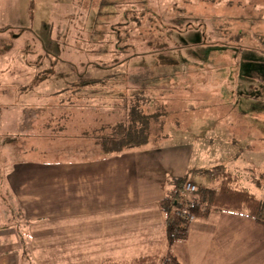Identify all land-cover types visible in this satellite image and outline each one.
<instances>
[{
  "label": "crops",
  "instance_id": "1",
  "mask_svg": "<svg viewBox=\"0 0 264 264\" xmlns=\"http://www.w3.org/2000/svg\"><path fill=\"white\" fill-rule=\"evenodd\" d=\"M113 2L115 0H87V3L97 6L92 13L80 14L86 20L88 16H94L95 23L88 27L91 28L88 33L92 42L99 41L105 24L100 19L115 18V10H107V5ZM194 6L201 7L195 3ZM141 19L140 16L139 23ZM141 24L137 34L148 38ZM175 25L178 26L173 22L161 23L162 29L169 33L179 28ZM193 28L196 32L202 29L198 26ZM209 29L213 33L212 28ZM196 37L200 38V34ZM169 40L177 46L167 36ZM134 44L142 49L140 40ZM212 44L215 43L210 41L206 46ZM78 45L82 46L76 43ZM248 46L251 45L219 44V49L226 51L222 57L225 65H233L234 62L245 65L252 61L263 63L264 45L259 42L252 45L251 48L260 55L255 59L241 52ZM157 48L153 45L149 49ZM162 49L158 50L165 51ZM230 50L240 54L231 56ZM110 59L114 60V69L123 66V61H116L117 57H103L97 61H103L101 67L105 68L109 66L107 62ZM51 64L55 67L53 62ZM79 64L83 67L84 61L80 60ZM19 66L24 68L12 77L14 81L27 78L25 87L50 80L48 75L37 73L34 68L33 76L28 78L27 73L31 69L27 70L25 66L31 65L27 61ZM0 67L5 68L6 64ZM91 71L92 74L99 72ZM5 72L7 74V70H0V134L3 131L0 138L4 142L3 138L7 137L9 144L6 143L5 147L12 146L13 155L0 167V264H21V228L28 231L30 255L35 264H102L105 260L128 261L163 253L165 218L160 201L173 192L172 179L187 175L191 182L189 175L197 174L213 176L215 180L217 177L203 172L207 169L193 167L189 144L180 141L164 147L168 138L163 135L150 136L143 145L116 153L103 152L98 140L101 133L109 131V127L128 121L134 101L129 104L128 98L123 97L125 90L127 95L152 93L153 97L150 96L145 105L139 103V106L146 113L164 112L152 122L151 130L159 127V122H163L167 114L161 86L165 83L163 77L170 75L156 73L127 77L116 73L91 74L88 79L82 72H71L69 79L65 80L67 85L61 87L64 93L57 92L60 89L54 85L44 97L42 94L27 95L28 99L20 100L24 95L19 97L21 93L16 91L13 93L14 103L5 104ZM174 76L180 77L179 81L184 83L212 80L210 76L201 74ZM215 81L227 83L222 79ZM96 87L105 91L93 90ZM187 98L186 103L190 100ZM186 103H182L183 107L177 111L185 116L184 123L190 126L193 119L187 116H194L196 110L189 109ZM101 114L107 117L100 119V124L84 128L88 116ZM160 139L163 143H156ZM239 178L241 183L242 175ZM248 181L263 187L257 184L253 175L248 177ZM4 201L9 207H4ZM7 211L16 222L8 223ZM188 231L187 238L174 242L171 247L181 264H264L263 228L245 214L212 211L206 217L191 221Z\"/></svg>",
  "mask_w": 264,
  "mask_h": 264
},
{
  "label": "rangeland",
  "instance_id": "2",
  "mask_svg": "<svg viewBox=\"0 0 264 264\" xmlns=\"http://www.w3.org/2000/svg\"><path fill=\"white\" fill-rule=\"evenodd\" d=\"M124 1L115 0L107 5V10H115V18L100 19L105 24L102 25L99 41L92 42L88 33L91 28L88 27L95 23L94 16L90 15L86 20L80 14L92 13V9L95 10L97 6L87 3V0H0V65L6 64L0 70H7L3 86L5 104L14 103L13 93L16 91L21 93L19 97L24 95L20 100L28 99L29 95L42 94L44 97L54 85H58L60 89L57 92L64 93L61 87L67 85L65 80L69 79L71 72H82L88 79L92 75L114 73L127 77L156 73L170 75L163 77L165 83L161 86L166 119L160 122L159 127L150 130V136L158 134L168 138L165 139L164 144L167 146L164 147L180 141L189 144L188 150L194 168L210 169L214 165H223L242 175L241 185L264 200V62L250 60L252 62L245 65H236L234 62L233 65L226 66V61L222 60L226 51L219 49V44L251 45L242 49L243 55H250L248 57L251 59L260 58L258 51L250 47L258 42L261 46L264 45V0ZM194 3L201 7H195ZM140 16L142 22L139 23ZM172 22L178 24L175 26L179 28L170 33L162 29L161 23ZM140 24L148 38L137 34ZM193 26L202 29L198 33ZM209 28H212L213 33H210ZM197 34H200V38L196 37ZM167 36L177 46L171 40L167 41ZM138 40L143 44L140 45L142 49L134 44ZM210 41L215 44L206 46ZM75 42L82 46H76ZM153 45L159 48L149 49ZM103 47L107 49L103 50ZM161 47L165 51H159ZM229 53L234 57L240 54L236 50H230ZM103 57H117L116 61H123V66L114 69V60L110 59L107 62L109 66L103 68V61H97ZM80 60L84 61L83 67L79 64ZM24 61L31 65L25 66L27 70L31 69L27 73L28 78L33 76L34 68L37 73L48 75L50 80L27 87V78H17L14 81L13 74L20 73L24 67L19 65ZM92 69L94 73L99 72L92 74ZM50 71L53 73H49ZM87 71L90 73L86 74ZM177 74H201L210 76L212 80L184 83L179 81L180 77L175 78L174 75ZM216 79H222L228 84L215 81ZM93 90L105 91L97 87ZM125 91L122 94L128 98L129 104L133 101L135 104H139V101L147 102L152 95L149 93L150 95L144 96L138 92L133 95L128 93L129 97L127 90ZM187 97H190L188 103ZM152 100L155 101L153 98ZM182 103H186L189 109L196 110L193 112L194 116H187L193 119L190 126L184 123L185 116L177 111L180 106L183 107ZM105 117L107 116L103 114L88 116L85 118L84 128L100 124V119L104 120ZM94 119L97 122H92ZM3 139L4 142L0 138V167L13 155L12 146L5 147L9 140L7 137ZM161 139L156 140V143H163ZM251 175L259 178L263 187L249 182L248 177ZM189 180L212 188L218 186V181L213 176L189 175ZM4 202V207H9ZM5 215L10 219L9 222L5 220L6 222L17 221L10 218V211ZM24 236L26 239L25 233ZM20 252V257L22 254L26 255L24 248ZM27 261L26 264H32L30 260Z\"/></svg>",
  "mask_w": 264,
  "mask_h": 264
},
{
  "label": "trees",
  "instance_id": "3",
  "mask_svg": "<svg viewBox=\"0 0 264 264\" xmlns=\"http://www.w3.org/2000/svg\"><path fill=\"white\" fill-rule=\"evenodd\" d=\"M139 103L146 104L143 101H139ZM139 105H132L126 123L115 124L109 127V131L105 134L101 133L98 144L103 152H121L127 148L143 145L148 141L152 122L164 115V112L158 110L153 113H146ZM203 172L214 174L217 177L218 186L212 188L205 185H195L194 193L182 199L188 176L174 178L172 179L175 187L173 192L160 201V207L165 218V249L163 253L158 256L139 257L128 261L105 260L102 264H181L171 250L173 243L187 238L189 232V223L177 214L181 208H184L187 213L195 218H203L212 211L221 210L242 213L260 224L264 232V200L257 198L254 193L242 186L236 172L221 165L213 166ZM255 179H257V184L261 185L260 179ZM19 235L21 249L24 248L26 251V255L22 254L20 257L21 264H26L27 260L35 264L29 252L28 231L22 230Z\"/></svg>",
  "mask_w": 264,
  "mask_h": 264
},
{
  "label": "built area",
  "instance_id": "4",
  "mask_svg": "<svg viewBox=\"0 0 264 264\" xmlns=\"http://www.w3.org/2000/svg\"><path fill=\"white\" fill-rule=\"evenodd\" d=\"M183 190H184V197L182 199H185L187 196H190L194 193V191L196 190V186L195 184L188 181L185 183ZM177 214L181 215L184 218V220L187 221L188 223H190L195 219V217L187 213V211L184 208L179 209L177 211Z\"/></svg>",
  "mask_w": 264,
  "mask_h": 264
}]
</instances>
